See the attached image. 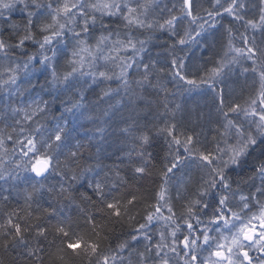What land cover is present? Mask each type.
Listing matches in <instances>:
<instances>
[{"label": "snow or ice", "instance_id": "1", "mask_svg": "<svg viewBox=\"0 0 264 264\" xmlns=\"http://www.w3.org/2000/svg\"><path fill=\"white\" fill-rule=\"evenodd\" d=\"M17 7L22 14H26L20 22L4 19L6 11ZM246 7L245 0H223V3L221 0H214L212 9L204 10L209 18L204 20L199 15L196 0H179V8L173 4L171 9L167 10V16L162 15L159 20H152L154 9L159 8L157 0H135L134 7L124 0H103V2L102 0H0V19L5 26L0 28V87L7 91L9 96L25 97L26 94L35 93L31 95L26 108L13 107L9 103L8 109L16 115L23 112L25 120H32L33 117L47 113L50 100L45 97L51 98V101L58 100L63 109L60 121L47 133V138L43 142L31 136H26L23 141L17 139L14 142L21 147V158L10 170L7 167H0V181L4 183L20 181L21 171L34 173V176H25L23 179L31 187V191L26 193L25 201L37 203V210L40 209V205L36 196L43 197L47 194L58 202L63 200L72 202L75 199L74 193L78 191L73 187L72 182L78 181L81 176L87 179V173L92 169L84 168L78 174L71 169L61 172L57 157L50 155L65 145L69 133L65 114L96 123L100 117L94 119L93 113L106 100L111 99L113 89L100 88L99 92L95 89L115 79L121 82L126 91L131 92L126 77L130 74L129 69L134 66L143 69L139 72L141 79L136 83L145 91L148 87H152L167 93L169 89L162 81L166 80L169 72L177 86L183 82L191 86L189 88L191 90L197 86V80L187 78L190 74L187 71V64L182 57L175 55L176 51H184L190 45L199 44L202 32L205 30L204 25L208 24L209 28L216 27L214 17L222 15L219 11L221 8L224 13L233 17L232 23L243 21L245 31L251 28L259 29L264 33V0H259L258 21L255 18L245 20ZM185 21L189 25L188 28L184 27ZM198 21H203L198 24L199 30L191 27ZM112 23H116L118 27L123 25L125 32L121 33L113 29ZM157 29L161 32L167 30L169 39L173 41L171 45H167L171 49L172 58L169 60L166 57L163 64L150 57L145 62V55L148 52L146 45L153 39L152 33ZM225 31L229 35L228 44L222 46V54L217 53L219 60L214 61L211 70H206L207 78L201 77L199 83L207 85L209 89L213 88L216 81L231 70L233 64L244 59L251 61L253 72L256 71L259 63L260 86L256 94L243 105L236 102L225 104L223 99L220 100L217 113L223 119L215 121L219 126L217 128L219 139L213 138L217 145L214 149L210 150L205 142L199 139L194 127L184 133L183 143L174 134L177 125L159 129L172 138L169 147L172 144L183 147L184 153L187 154L185 159L183 154L177 151L164 165L163 183L159 186L162 190L154 191L152 197L157 203L153 206V211L143 217L145 222L139 224L136 229L137 232H143L154 220L165 221V232L171 228L172 244L163 243L165 232H161V243L155 246V257L159 258V264H171L173 257L169 256V252L179 257L176 264H180L181 260L182 264H264V159L258 160L253 167L252 175L247 180L236 181L229 175L230 172H235L236 168L241 167L258 147L264 148V41L258 43L254 36L249 39L246 34L241 33L240 40L243 46L235 47L232 43L231 25ZM225 47L226 51L223 50ZM106 52L108 54H105ZM129 52L131 55H120ZM135 56L140 57L139 64L134 59ZM101 60L105 67L109 63L118 67L119 73L110 74V70H98L97 62ZM94 68L97 70L93 71ZM243 70L247 72L249 69ZM37 72L44 77L42 84L35 76ZM196 74L199 75L198 72ZM153 79L156 83H153ZM86 86L95 92L96 100L92 104L86 103ZM132 94L135 95L134 92ZM163 107L167 109L168 104L165 103ZM176 108L179 109L180 105H176ZM101 116L108 117V113L102 112ZM14 122L19 124L18 120ZM103 123H107V119L103 120ZM7 127L12 126L7 125ZM15 131L16 129L12 128V132ZM19 131L23 134L25 129L21 127ZM35 131L37 137L43 135L42 128L38 127ZM103 131V127L97 124L96 133L101 134ZM136 131L139 134L133 137V143L138 145L139 151L136 149L133 151H136L138 158L132 160L130 154L133 175L127 180L118 179L115 183H111V186L107 177L104 180L93 178L88 182L92 193L80 194L81 199L89 202H93L95 198L101 206L100 213L117 219L135 208L140 203V199L135 191H129L123 198L124 203H121L119 199L111 196V193L128 182L143 178L149 167V161L153 158L147 152L153 139L150 130L145 126L144 129H136ZM125 134L131 135L132 130L122 129L121 135ZM6 140L12 141V134L5 135L0 131V148H4ZM221 141L226 145L224 148L219 147ZM75 147L77 151H68L66 157L68 163L81 158L78 150L82 145L77 144ZM4 151L6 153L7 149ZM261 155L264 156V152ZM32 157H35V163H32ZM54 160L57 161L55 165ZM193 169L199 173L198 179L192 175ZM50 171L68 179L70 181L68 186L65 187L62 182L46 184L47 174ZM69 172L72 174L69 175ZM257 177L260 179L259 185L255 183ZM106 188L108 191H105ZM169 189L175 195L165 199V193ZM4 199L6 200L7 197ZM161 201L164 202L163 205ZM177 201L185 202L181 204L179 212L174 211ZM164 206L169 213L167 216L161 213V208ZM56 211L57 209L49 203L42 214L47 213L51 216ZM12 215L16 213L10 214L5 223L0 224V234H2L0 246L8 248L13 243H23L27 247L24 234L30 229L36 232L37 238L46 239L47 228L43 222L22 228L20 223L13 221ZM201 216L209 218L207 224H204ZM18 219L22 218L18 217ZM37 220L39 221L40 218L37 217ZM193 220L196 224H193ZM201 224L204 226L199 228L198 225ZM184 228L187 229V234L180 239L178 233H182ZM55 231L69 239L68 249L75 250V246L82 242V238H77L75 241L69 238L62 221L55 227ZM213 232L217 235H211ZM201 238L204 248L214 249L210 251L207 260L201 257V252L204 250L200 243ZM131 239L137 240V236L132 235ZM144 239H150L147 233ZM177 243L182 244V248L178 249ZM87 247L95 254L99 245L93 243ZM119 247L123 250L130 245L125 242ZM164 248H168V252L161 255ZM150 251L151 249L146 246L144 252L137 253L140 264H146L147 253ZM253 252L258 255L253 256ZM32 254L33 252L30 251L29 255ZM212 257L215 259L213 260ZM111 259L115 260V257ZM102 261L103 264H109V256L103 255Z\"/></svg>", "mask_w": 264, "mask_h": 264}, {"label": "trees", "instance_id": "2", "mask_svg": "<svg viewBox=\"0 0 264 264\" xmlns=\"http://www.w3.org/2000/svg\"><path fill=\"white\" fill-rule=\"evenodd\" d=\"M158 1L160 5L158 10L160 11H153L151 16L152 20H159L162 15L167 16V12L165 11L167 0H162V2L161 0ZM13 10L6 11L4 19L20 22L24 15L20 13L17 14L16 12L13 13ZM163 11H165L163 14H159ZM245 20L247 19L245 18ZM160 22L163 21L160 20ZM233 26L237 30L239 36L241 33L250 36L249 29L245 31L243 21H236L233 23ZM3 27L5 26L3 25L2 19H0V28ZM250 37L252 38L253 36ZM256 41L259 43L258 39H256ZM172 43L173 41L170 39L162 41L153 37L150 43L146 45L148 52L145 55V62L148 61L149 57L154 60H159L162 64L166 57L170 60L172 58V52L167 45H171ZM218 44H220V42H218ZM195 45H190L184 51L177 50L175 55L182 57L184 63L187 64V71L190 73L187 78L197 80L196 87L189 90L191 86L183 82H181L180 86H177L173 81L171 72H169L166 80L162 81L169 89L167 93L152 87H148L147 91H145L136 83L137 80L141 79L139 72L143 69L142 67L138 68L134 66L129 69L130 74L126 77L129 83V89L132 91H126L121 85L119 88H123V91H119L116 104L111 107L107 103H104L105 105L100 109L103 112L107 110V106H110L109 110L106 111L108 117L102 116L101 122L99 123L104 131L101 134H97V126H95L91 131L86 132V134H88L86 143L91 145L96 143V146L92 147L88 145L86 147L84 161L82 162L80 171L84 168H91L92 171L87 173V179L81 176L79 179L80 181H78L82 183L81 186H86L87 189H90L91 187L88 186V182L93 178L104 180L105 177H107L110 181L109 186H111V183H115L118 179L123 178L125 180L127 177L133 175L131 171V167L133 166L130 165V154L131 159L135 160L138 157L136 151H133V149L139 151L138 145L133 143V137L139 134L136 129L142 130L147 126L153 137L150 146L147 148V152L150 153L153 158L149 161V167L144 177L138 178L134 182H128V187L124 188V185H122L117 191L111 193V196L116 197L121 203H124L123 198L126 197V194L129 191H135L138 194L140 203H138L135 208L131 209L130 212L122 214L121 218L117 219L114 216H107L106 214L100 213L99 208L101 206L95 198L93 202L83 200L80 198L81 193L77 191L74 193L75 199L72 202L67 200L58 202L54 200V207L57 211L49 216L47 213L42 214L43 209L48 208L49 199L46 197L49 195L45 194L43 197L36 196V200L40 205L39 210H37V203L32 201L26 203L25 196L27 192L31 191V187L23 179L26 175L24 176V174L20 172L22 178L20 181H10L9 183L0 181V224L5 223L9 215L15 212L16 215H12L11 218L14 222L20 223L22 228L27 225H34L37 222H43L44 226L47 228L45 234L46 239L44 237L37 238L36 232L30 229L29 232L24 234L27 247H25L23 243H13L8 248L0 246V264H97L98 259L99 264H103V255L109 256V264H140L137 253L144 252L146 246L151 249V251L147 253L148 259L146 264H159V258L155 257V253L153 252L156 250V244L161 243V239H156L154 235L158 230L165 227V221L160 220L157 222L154 220L143 232H137L136 229H138L139 224L145 222L143 217L148 212L153 211V206H155L153 202L155 199L152 197L154 191L159 192L162 190L159 186L163 183V180L161 181V175L164 165L172 159L177 151L182 153L185 159L187 158V154L184 153L183 147L175 144L169 147V142L172 138L160 132L159 129H163L166 126L177 125L174 134L182 143L184 140V133L193 127L196 133L199 134V139L202 142L214 140V137L219 139V137H217V128L219 126L215 121L216 119H223V117L219 116L217 113V107L220 103L219 95L221 94L220 92L223 91L222 85L226 90H232V94H235L232 97L233 99H231L230 102H224L225 104L232 102L241 104L247 101L252 95L254 96L256 94L255 85L249 82L245 77L240 79L236 76L230 81H225L226 77H221L211 89H209L207 85L200 84V78L206 76V70L211 68H209L208 62H204L203 66L199 61L195 63V59L200 50L199 48L196 49ZM239 45H241L239 47L243 46V44ZM48 54L51 55V53ZM126 55H131V53L121 54V56ZM134 59L137 64H139L140 57L135 56ZM243 64H240V67L236 68L237 72L245 68ZM119 71L120 69L118 68L117 72L119 73ZM197 72L199 75L196 74ZM35 76L39 78L41 84L44 82V77L40 75L39 72L35 73ZM6 78L5 76V79ZM33 82L35 83V79ZM153 83H156L155 79H153ZM209 90H213V95L215 96L208 95L205 92ZM188 91H200L201 95L198 100L187 102L185 101V93ZM133 92L135 93L134 96L132 94ZM34 94L35 93L26 94L25 97L9 96L8 92L0 87V131H3L5 135L12 134L13 136L12 141L6 140V146L4 145V148H0V161L3 159L0 167L11 169L8 165L9 161H11V154H8L10 151L12 154L16 151L21 157V147L19 144L14 143L17 139L21 138L23 141L25 139L23 136L34 132L39 124L43 125L46 130L56 125L55 121L59 114L58 111L62 108L58 100L51 101V98L45 97L50 100L47 113L43 116L33 117L32 120H25L23 112L16 115L8 109L7 105L9 103H11L13 107L26 108L27 103L30 102L29 99L31 95ZM92 100L94 99L92 98ZM199 102H202L205 107L201 108ZM165 103L168 104L167 109L163 107ZM189 103L199 104L195 107L192 104L190 106ZM176 105H180V108L177 109ZM29 111L31 110L29 109ZM241 118L243 119V117ZM105 119H107V123H103ZM15 120H18L19 124H16L14 122ZM70 122L71 124L68 127L69 130L72 125V116ZM7 125H11L12 127H7ZM21 127L25 129L23 134H20L19 131ZM12 128L16 129L14 133L12 132ZM124 128L131 129L132 134L121 135V130ZM5 149H7L6 153L4 151ZM261 150L264 152V148L258 147L253 152L252 156H250L249 160L242 164L244 170L235 169V172L229 173L230 177L232 179L234 178L233 180L236 181L247 180L248 177L252 175L253 167L258 160L264 159V156L261 155ZM97 173H99V175H97ZM117 173H119V177H117ZM31 174V176L35 175L34 173ZM47 176L48 179L45 183L49 185L62 182L65 187H67L70 183L69 180L65 181L63 177L57 175L55 172L50 171ZM78 181L72 182L73 187L75 186L74 188L76 189L82 188L76 186ZM255 183L257 185L260 184L259 177L256 178ZM235 186L234 184L233 187ZM87 189V192H85L87 195H90L92 192ZM105 191H108V189L106 188ZM245 191H247V189H245ZM173 194L174 193L169 189V191L165 193V199L174 196ZM4 197H7V199L5 200ZM160 203L163 205L164 202L161 201ZM29 204L31 207H29ZM166 212L167 207H162L161 213L164 214ZM18 217L22 219H18ZM37 217L40 218L39 221ZM206 218V216H202L201 220L205 223ZM61 221L72 241H75L77 238H82V242L75 246V250L68 249L67 244L69 239L62 237L60 233L55 231V227ZM170 232L171 230L165 232V240L163 241V243L168 245L172 244L173 239L170 236ZM145 233L150 237L149 240L144 239ZM186 234L187 229L184 228L182 233H178V236L182 239L183 235ZM132 235H136L137 240H132ZM0 236H2V234H0ZM141 238H143V240ZM10 239L11 237H9V240ZM125 242H127L130 247H126L122 250L119 245ZM93 243L99 245L98 251L95 254L87 247V245ZM177 247L178 249L182 248V244L177 243ZM30 251L33 252L32 255H29ZM164 252H168V248H164L161 255H163ZM168 254L174 257L171 264H176V260L179 259V257H175L171 252ZM111 257H115V260H112ZM180 264H182V260Z\"/></svg>", "mask_w": 264, "mask_h": 264}, {"label": "bare ground", "instance_id": "3", "mask_svg": "<svg viewBox=\"0 0 264 264\" xmlns=\"http://www.w3.org/2000/svg\"><path fill=\"white\" fill-rule=\"evenodd\" d=\"M161 2H162V0H161ZM196 2H197V8H198V11H199V15L200 16H202L203 18H204V20H209V18H208V16H207V12L206 11H204V10H211L212 9V4L214 3V0H196ZM221 2L223 3V0H221ZM157 3H159V1L157 0ZM246 4H247V7L245 8V10H244V12L245 13H247L246 15H245V18L246 19H250V18H255L257 21H258V17H259V0H246V2H245ZM173 4H176L177 5V8H179V0H167V5H166V9L168 10V9H171V7H172V5ZM160 6V5H159ZM225 6H227V5H225ZM19 9V8H18ZM165 9V11L167 12V10ZM154 10H157V11H160V10H158V8H155ZM165 11H163L162 13H159V14H163ZM219 11L222 13V15L221 16H219V17H214V22H215V25H216V27L215 28H209V25L208 24H205L204 25V28H205V30L202 32V35H201V38H200V40H201V42L199 43V44H194L195 45V48L197 49V48H199L200 50H199V53H198V56H197V58L195 59V63L197 62V61H199V62H201L202 63V66H203V64H204V62L206 63V62H208V65H209V68H212L213 66H214V61H217V60H219V56H217V53H221L222 54V46H226L227 44H228V40H229V35H228V33L225 31V29L228 27V26H230L231 25V27L233 28V32H232V43H233V45L235 46V47H239V46H241V45H239V44H242V41L240 40V36H239V34L237 33V30L235 29V27L233 26V23H232V21H233V17L232 16H230V15H228L227 13H224L223 12V8H221V9H219ZM19 13H21L20 11H18ZM22 14V13H21ZM178 14V13H177ZM242 14H244V13H242ZM24 15V14H23ZM26 15V14H25ZM201 22H203V21H198L196 24H193V25H191V27H193V28H196L197 30H199V28H198V24L199 23H201ZM121 26H123V25H119V27H121ZM221 26H223V27H221ZM184 27L185 28H188L189 27V25H188V23H187V21H185V23H184ZM113 29H116L117 31H120L119 30V28H117V27H115V28H113ZM249 29V31H250V36H256L258 33H257V30H253V29H251V28H248ZM257 33V34H256ZM152 35H153V37L155 38H158V39H160V40H162V41H164V40H166V39H169V33H168V31L167 30H165V31H163V32H161L160 30H155L153 33H152ZM193 35H195V33H193ZM250 36H248L249 37V39H251V37ZM261 41H264V39H260V41L259 42H261ZM218 42H220V44H218ZM223 50L224 51H226L227 49H226V47L225 48H223ZM243 61H244V64H243V67H245V68H248L249 70L247 71V72H245L243 69L241 70V71H239V72H237L236 71V69H235V67H234V64L231 66V70L230 71H228L223 77L225 78V81H230L232 78H234V77H239L240 79L242 78L243 79V77H245L249 82H251V83H253L254 85H255V93H256V90H258L259 89V86H260V83H259V73H260V71H261V69H260V66H259V64H257V66H256V71L255 72H253L251 69H252V64H251V61H246V60H244L243 59ZM208 65H206V66H208ZM103 67H105V66H103ZM107 67V69H105V70H110V74H111V72H113V70H117L118 69V67H115V66H110V65H107L106 66ZM209 70H211V69H209ZM115 73H117L118 74V72H115ZM207 73V72H206ZM227 75V76H226ZM204 78H207V75L206 76H203ZM222 77V78H223ZM121 86V82L120 81H116L115 79L112 81V82H105L104 84H102L100 87H98V91H96V92H99L100 91V88H108V87H110L111 89H113V93H112V97H111V99H108V100H106L104 103H107L108 105H110L111 107H113V105L114 104H116V102H117V96H118V93H119V91H123V88H119ZM222 88H223V91L222 92H220L221 94L219 95L220 96V100L221 99H223L224 100V102H230V100L231 99H233L232 97L235 95V94H232L233 92H232V90H226V88H224V86L222 85ZM208 95H213V90H209V91H205ZM200 95H201V92L200 91H198V92H191V91H188V92H186L185 93V96H186V98H185V101H191V102H193L194 100H198L199 99V97H200ZM213 96H215V95H213ZM253 96V95H252ZM92 97H93V99L94 100H96V96H95V93H93L92 94ZM62 98V97H61ZM101 104L100 106L102 107L103 105H105V104ZM200 103V104H199ZM198 104H199V106L201 107V108H204L205 106H204V104L202 103V102H199ZM245 102H242L241 104L243 105ZM191 104L193 105V106H198V104L197 103H189V105L191 106ZM110 106H107V110H109V108H110ZM246 106V105H245ZM199 109V108H198ZM197 109V110H198ZM106 110V109H105ZM106 110V111H107ZM196 110V111H197ZM231 118V117H230ZM39 128H42V130H43V134L47 131L46 130V128L43 126V125H41V124H39V126H38ZM70 130H71V127H70ZM31 135L34 137V138H36L37 137V132L34 130V132H32L31 133ZM205 144H206V146L211 150V149H214L217 145H216V141L215 140H206V142H205ZM6 146V145H5ZM226 145H225V143L223 142V141H221L220 142V144H219V147H221V148H224ZM260 152H262V150L260 151ZM8 154H11L10 155V157H11V161L9 162V167H11V168H13L14 166H15V162H19V160H20V155L15 151L13 154H12V152L10 151V152H8ZM7 154V155H8ZM227 157H225V159H226ZM250 158V157H249ZM249 158L247 159V160H249ZM246 160V161H247ZM2 161H3V159H2ZM82 161H84V159L82 160ZM250 163V162H249ZM189 164H190V162H189ZM236 169H243L242 168V166L241 167H238V168H236ZM183 170V169H182ZM244 170V169H243ZM242 170V171H243ZM184 171H188L187 169H185ZM242 171H240V172H242ZM23 174H24V176L26 175V176H28V177H31V172H28V173H25V172H23V171H21ZM79 172H77V174H78ZM230 173H232V172H230ZM178 175H179V173H178ZM192 175L196 178V179H198L199 178V173L198 172H196L195 171V169H193L192 170ZM129 176V175H128ZM62 177V176H61ZM128 178V177H127ZM127 178L125 179V180H127ZM65 181L66 180H68V179H65V178H63ZM123 179V178H122ZM234 179V178H233ZM124 180V179H123ZM163 180V174L161 175V181ZM80 181V180H79ZM77 182V185L76 186H78V187H82V188H77L78 189V193H82V192H84L83 194H85V195H87L86 194V189H87V187L85 186V187H83V186H81L82 185V183H80V182ZM128 183H126L125 185H124V188L125 187H128ZM75 187V186H74ZM87 190H89V191H91L92 192V188H90V189H87ZM86 191V192H85ZM173 195H175V194H173ZM50 196H48V197H46V198H48L49 199V203H51L53 206H54V204H55V199H53L52 197H50ZM173 197V196H172ZM156 203H157V201H156V199H155V201L153 202V205H156ZM183 203H185V202H183V201H177L176 202V206H175V208H174V211L175 210H177V212H179L180 210H181V204H183ZM209 211H210V209H209ZM254 211H256L255 209H254ZM162 212H164V211H162ZM163 214V213H162ZM169 213H168V211L166 212V213H164L163 215L164 216H167ZM207 217V216H206ZM201 218H202V216H201ZM208 217L206 218V221H205V223L204 224H207V222H208ZM193 222V224H196V221L195 220H193L192 221ZM257 223V222H256ZM204 225L203 224H201V225H198V227L199 228H202ZM168 230H171V228H168ZM165 231V227L164 228H162V229H160V230H158L157 231V233L154 235V236H156L155 238L156 239H160V233L161 232H164ZM197 235L199 234L198 232L196 233ZM211 235H213V234H211ZM214 236V235H213ZM142 240H143V238H141ZM200 243H201V246H202V248H204V246H203V243H202V238H201V241H200ZM204 251H205V248H204V250L201 252V257H203L202 255H203V253H204ZM153 253H155V251L153 252ZM162 254V253H161ZM171 257V256H170ZM173 259H174V257H173ZM171 262H173V260H171Z\"/></svg>", "mask_w": 264, "mask_h": 264}, {"label": "rangeland", "instance_id": "4", "mask_svg": "<svg viewBox=\"0 0 264 264\" xmlns=\"http://www.w3.org/2000/svg\"><path fill=\"white\" fill-rule=\"evenodd\" d=\"M103 2V0H102ZM124 2L126 3H129L130 6H135V0H124ZM15 10V11H14ZM13 10V13L16 12L17 14H19V9L18 7L16 9ZM21 14V13H20ZM25 15V14H24ZM116 18H113V20H115ZM258 20H259V17H258ZM111 27L112 28H119L120 32L121 33H124L125 32V29L123 26L121 27H118V25L116 23H112L111 24ZM258 33V34H257ZM257 35L255 36L256 39H258V41H260V39H264V33H261V31L259 29H257ZM148 33H145V35H147ZM123 38V37H121ZM144 37H141V39H143ZM113 39H115V37H113ZM238 47V46H237ZM105 54H108L107 52ZM122 54V53H121ZM120 54V55H121ZM112 55H115V53H112ZM244 61L243 59H240L239 63H236L234 64V67L235 69L236 68H239L240 67V64H243ZM97 65H98V70H105L107 69V67H103L104 66V62L101 60V61H98L97 62ZM107 65H110L111 67L112 66H115L111 63L107 64ZM86 70H87V65H86ZM97 69L94 68L93 71H96ZM113 72H115V70H113ZM117 72V70H116ZM224 78V77H223ZM101 86V85H100ZM95 91H98V87L95 89ZM85 93H86V96H87V101L86 103H89V104H92L95 102V100H92V94L95 93L91 88H85ZM62 97V96H61ZM66 99V97H64ZM30 100V99H29ZM101 109V106H99V108H96L94 113H93V118L95 119L96 117H100L99 120H96V123H93L87 119H84V118H77V117H74L72 116V125H71V130H69V133L66 137V140H65V145L61 148V149H57L55 151H53L52 153H50V155H55L57 157V160L59 162V170L61 172H64V171H69V169L72 170V172H79L80 169H81V166H82V160L84 159V152L86 150V147L89 145V146H96V143L93 145L89 144V143H86L87 142V139H88V134H86V132H89L93 129V127L97 126V124H99L101 121V113H102V110ZM63 111V109L61 108L58 112L59 114L57 115V118H56V121L55 123L57 124L60 119H61V112ZM105 112V111H103ZM70 118L71 116H68L67 114H65V119L68 120V127L70 126L71 122H70ZM56 126V125H55ZM54 126V127H55ZM54 127L50 128L49 130H47L43 135L39 136V137H36L40 140V142H43L44 139L47 138V133L49 131H51ZM32 132V131H31ZM26 136H31L33 137L30 133L29 134H26L24 135L23 137L25 138ZM23 138V139H24ZM34 138V137H33ZM21 140V138L19 139ZM22 141V140H21ZM77 144H80L82 145V147L79 148L78 152H79V155H80V159L78 161H75V162H72V163H68L66 161V157H67V154H68V151L69 150H72V151H77V148L75 147ZM26 150V149H24ZM19 152V151H18ZM42 155V153L40 154ZM29 156L31 157V153L29 154ZM24 159H28V158H24ZM10 162V161H9ZM36 162V159L35 157H32V163H35ZM57 163V161H53V164L55 165ZM9 165V164H8ZM72 172H69V175L72 174ZM256 223V222H255ZM258 223V222H257ZM213 234L214 236H216L217 234L215 232L211 233ZM225 235H228V233H225ZM223 242V241H221ZM214 249H206L205 248V251L203 253V259L207 260L208 257H209V253L210 251H212ZM253 256L255 255H258L257 253L253 252L252 253ZM212 259L214 260L215 257H212Z\"/></svg>", "mask_w": 264, "mask_h": 264}]
</instances>
